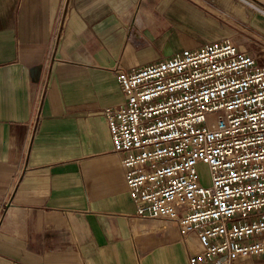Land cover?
Returning a JSON list of instances; mask_svg holds the SVG:
<instances>
[{
  "label": "crops",
  "instance_id": "1",
  "mask_svg": "<svg viewBox=\"0 0 264 264\" xmlns=\"http://www.w3.org/2000/svg\"><path fill=\"white\" fill-rule=\"evenodd\" d=\"M264 0H0V264H189L139 219L104 108L132 70L230 38L264 67ZM236 264H264V258Z\"/></svg>",
  "mask_w": 264,
  "mask_h": 264
},
{
  "label": "built area",
  "instance_id": "2",
  "mask_svg": "<svg viewBox=\"0 0 264 264\" xmlns=\"http://www.w3.org/2000/svg\"><path fill=\"white\" fill-rule=\"evenodd\" d=\"M116 75L103 113L137 218L194 234L189 264L264 258V67L226 38Z\"/></svg>",
  "mask_w": 264,
  "mask_h": 264
},
{
  "label": "rangeland",
  "instance_id": "3",
  "mask_svg": "<svg viewBox=\"0 0 264 264\" xmlns=\"http://www.w3.org/2000/svg\"><path fill=\"white\" fill-rule=\"evenodd\" d=\"M199 170V177L203 185L207 186L210 184V171L207 165L205 164H200L198 166Z\"/></svg>",
  "mask_w": 264,
  "mask_h": 264
}]
</instances>
